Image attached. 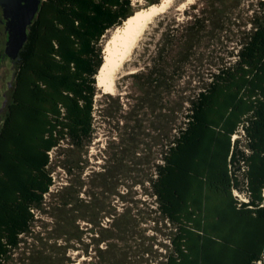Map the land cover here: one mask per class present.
I'll return each mask as SVG.
<instances>
[{
	"label": "trees",
	"instance_id": "obj_1",
	"mask_svg": "<svg viewBox=\"0 0 264 264\" xmlns=\"http://www.w3.org/2000/svg\"><path fill=\"white\" fill-rule=\"evenodd\" d=\"M259 6L234 63L211 73L157 165L158 212L175 230L165 264H264V0ZM133 13L132 0H43L28 26L0 126V264L44 206L51 152L91 140L101 40ZM168 57L162 51L148 68L150 81Z\"/></svg>",
	"mask_w": 264,
	"mask_h": 264
},
{
	"label": "rangeland",
	"instance_id": "obj_2",
	"mask_svg": "<svg viewBox=\"0 0 264 264\" xmlns=\"http://www.w3.org/2000/svg\"><path fill=\"white\" fill-rule=\"evenodd\" d=\"M260 1L166 2L117 74L115 93L97 85L91 140L51 152L54 184L6 264H165L175 230L158 212L157 165L211 73L234 63L261 17ZM132 5L134 12L149 6ZM162 51L167 70L150 81L147 70ZM1 63L0 126L15 74L13 59L3 55Z\"/></svg>",
	"mask_w": 264,
	"mask_h": 264
},
{
	"label": "bare ground",
	"instance_id": "obj_3",
	"mask_svg": "<svg viewBox=\"0 0 264 264\" xmlns=\"http://www.w3.org/2000/svg\"><path fill=\"white\" fill-rule=\"evenodd\" d=\"M167 1L162 0L159 4L138 9L122 25L115 27L110 37L105 40L104 61L97 74V85L103 92L115 93L117 74L124 72L125 64L130 60L142 35L153 23L156 15L164 10Z\"/></svg>",
	"mask_w": 264,
	"mask_h": 264
},
{
	"label": "water",
	"instance_id": "obj_4",
	"mask_svg": "<svg viewBox=\"0 0 264 264\" xmlns=\"http://www.w3.org/2000/svg\"><path fill=\"white\" fill-rule=\"evenodd\" d=\"M43 0H0L7 20L8 40L5 53L15 59L27 39V29L37 15ZM132 73V72H131Z\"/></svg>",
	"mask_w": 264,
	"mask_h": 264
},
{
	"label": "flooded vegetation",
	"instance_id": "obj_5",
	"mask_svg": "<svg viewBox=\"0 0 264 264\" xmlns=\"http://www.w3.org/2000/svg\"><path fill=\"white\" fill-rule=\"evenodd\" d=\"M6 23H7V20L4 17L3 9L0 6V87L2 85V74H3L2 73L3 65L1 63L2 62V58H3V55L8 56L5 53V48H6L7 40H8V32L6 30Z\"/></svg>",
	"mask_w": 264,
	"mask_h": 264
}]
</instances>
